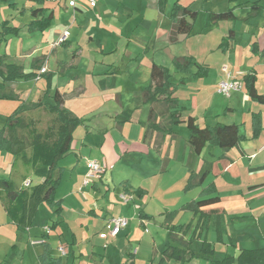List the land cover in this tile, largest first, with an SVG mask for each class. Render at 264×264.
Masks as SVG:
<instances>
[{"label": "crops", "instance_id": "1", "mask_svg": "<svg viewBox=\"0 0 264 264\" xmlns=\"http://www.w3.org/2000/svg\"><path fill=\"white\" fill-rule=\"evenodd\" d=\"M46 1L59 2L60 0ZM96 1L97 6L93 9H98L99 7V1ZM181 1L182 0H180L179 2L180 5H182ZM200 1V3H204L206 5L211 2V0ZM122 2L126 1H116L118 6H121L123 9H127L124 11V13L128 14L127 12L129 11V9L127 8V5H124ZM176 2L177 0H158V11L163 16V18L167 19L169 27H167V24L165 25V27L168 28V30L166 29V31H162L157 28L154 31V36H152L151 38L149 37V41L153 38L154 43H168L170 47L174 48L178 45H181L182 42L188 38L187 36L181 35L178 38L177 44L171 45L169 42L170 33L173 28L172 11ZM256 2H258L259 6L261 7V10H258L259 14L260 12L264 11V7L261 5L262 3L260 0H237L235 2L225 0L224 5L228 10L233 9L234 14H236V12L239 10L248 11L250 8L248 16L252 17L253 13L256 12L252 9L253 4ZM46 4L47 3H45L43 7H45ZM250 4H252V6ZM193 5L194 3L188 5V7L193 10ZM38 7V5H32L29 9L25 8V14L23 15V18L29 17V13L31 15V11L37 9ZM67 8L70 7L67 6ZM47 9H49L50 12L54 13L51 8L47 7ZM73 12L74 17L77 12H83L80 3L77 2V8L73 9ZM6 21H8L9 26H11V21ZM31 21L32 19H29L28 22L26 21V25H28ZM232 24L233 21L220 22L214 26L213 32L215 31V29H219L221 25L225 26ZM230 27L232 26H229L227 28ZM230 31L235 32V38L228 42L226 51H219H221V54H223L226 59L230 60V63L232 65H234L235 63H240L241 60H244V58H241L236 31L232 28L228 31V33ZM227 36L223 34L210 35V37L216 38V44L219 42L220 38L222 40ZM42 39H45V36L42 37ZM45 44H49L48 38L46 39ZM129 45L130 44H128L126 46L127 48L125 49V55L127 56ZM35 51H30V54L33 56ZM41 52L43 53L44 51ZM130 54L132 53H129V55ZM43 56L45 55L43 54ZM1 57L6 58V64H14L17 61V59H12V56L10 55H2ZM42 57L37 58L35 60V63L33 64L35 69L34 72L38 75L40 73H43L42 71H46L47 69V66L45 67V62L47 64L49 57L45 56L47 57V59ZM176 57L193 56H188L186 55V53L179 54L176 52H171L169 55V60L173 62ZM252 57L248 55L251 65H247V70H244L242 72L244 73L243 75L241 72L236 71L235 68L237 67H232L231 64H224V66H227L229 68V71L232 73L233 78L238 81H243L244 76L250 72L255 73L257 77L256 86L258 92L260 93L258 86V68L256 69V66L258 63L264 61V56L260 59L258 56L252 54ZM128 58L130 60L132 59V57ZM193 58L198 65L206 64V59H204V61L200 63L198 59H196L195 57ZM18 61L20 63L17 64L19 66L21 65L25 71V64L22 63L20 59ZM254 62H256V65H253ZM1 64L3 63L1 62ZM99 64L104 66L100 67L101 69L99 68V72L101 73L99 76L105 74L107 78L102 82L104 84H109L111 83L113 76H115L117 79L115 86L116 89L119 79L118 75L121 73L120 71H117L118 67L115 65L116 63L110 65L105 64L104 60H101ZM153 64L157 63L152 61L149 69V79L141 83L142 86L144 84L145 85L143 86V88H140L139 94L140 92L143 94V90L151 83L150 73ZM66 65L68 66V64ZM43 66L45 68H43ZM205 67L209 69V73L207 75L209 76L211 67L210 65H206ZM51 74L45 72V74L43 73V75L40 76V79L34 80L36 85L35 88L31 90V92L35 93L36 89L38 92H40V94L37 95L36 98H38V102L42 107L38 109H44L43 106H52L49 102H47L46 105L40 102L41 99L42 101L45 99L43 97V90L38 87L40 81L42 80V77ZM222 74L224 75L223 71ZM129 77L132 78V76ZM218 81L217 83L219 84V82H221L222 80H220L219 82ZM135 83L138 84L137 82ZM9 86L10 89H12L13 92L18 95L19 100H21L23 93H20L18 91L17 82H14ZM243 86L245 87L244 81ZM56 91H58L63 96V106L70 111H74L75 109L74 107H72L73 103L71 104L69 100H71L72 98H74V100L81 99V96L86 91V89H84L83 86L79 85L72 91H69V93L63 94L62 92H60L62 91V89L60 88H56ZM196 91L197 92L194 93L190 97V99H188V101H190L191 103V107H189V109L187 107L184 108L186 109V113L184 116L188 117L192 115L194 117V115L190 111L192 110V108H194V106L198 105L201 90L197 89ZM177 92L178 91L174 93V96L178 99L179 108L181 106V99L178 98L177 95L179 93ZM260 94H264V91H262ZM117 96L123 102L121 93H117ZM244 97L250 102L256 103L250 99L247 91ZM24 102L28 104L27 101ZM35 103L36 102H32V105ZM120 105H122V103ZM259 105L260 106H258L257 111H253V107L248 106L247 103V108L249 111L245 119L248 121L249 126L247 122L242 124L243 128L242 125L232 123L240 127V133L244 136V140L238 147L233 148L230 151H222L217 147L208 145L207 147H205V149H208V153L206 154V156L204 154V149L199 157L193 156L188 143V137L186 139L183 134L184 132L180 133L178 128L174 127L173 132L170 134H161L155 131H150L148 129V116L151 108L154 106L152 104H147V107L142 108V110H140L139 106H117V110L112 112H110L107 107L104 108L100 106L97 110H95V113L97 114L89 118L85 117L87 115H83L82 117H80L81 115L79 116L77 115V113L72 112L75 116L84 121L83 125L81 126L85 129V136H83V133H80L79 139H76L75 135L73 134L74 142L72 145V153L65 157L64 160L60 162V164L58 162L59 167L61 166L60 168L63 171L61 182L56 190L55 200L61 202L62 211L61 217L56 218L53 210L47 205L54 216V220L50 224H47V221L41 218L39 215L40 208L43 204L39 206L38 212L36 216L32 218V220H30L29 217L27 218V221H30L31 224L24 227L19 226L23 217L22 208L17 207L16 210H14V213H9V210L14 208V204L10 203L7 199V182H10L12 184L13 190L18 192L24 191L28 195H31L32 190L35 187L32 185V182L28 178H25L23 183H16L12 180V177L14 176V168L16 165L17 156H22V160L25 163V166H33L27 161L31 156L27 158V156L23 154L24 151H22L18 155H15L16 158L13 161L12 165L10 156H5L6 152L0 151V158L5 160V165H2V167H0V264H55L51 260H56L57 264H158L162 258V254L166 249L170 247L180 248V245L172 242L168 226H174L173 228L175 235H177L178 238L183 237L184 241H187L188 236H185L182 233L183 231L181 229L184 224L178 223V216H175L172 222L168 223L166 220V213L172 211H168L170 209L163 207L164 205H161V203L154 200V197L155 199L158 197L164 203H167L165 200L166 196L164 197V190L161 186L162 183H159L158 179H156V182L152 186V188H150L147 184L151 182L150 178L152 176L162 173L161 170L166 168V159L168 157V153H166V144L168 141L171 143L170 150L174 151L175 159L182 160V162L187 160L188 166H192L191 169H194V171L193 169L192 171L195 174L199 173V171L203 169L204 164L208 162H214V164L221 162L220 168L222 172L227 173V171H230L236 165L238 166V164L241 163V160L243 159H248V168L251 172L255 171V173H261V178H259V180L257 181L253 180L252 182L248 183L249 185L247 187L244 186L242 195L238 197V205L241 204V200H244L245 204L241 208L245 207L248 211H245L243 209L239 210V208V213L237 212L236 215L232 217L233 220L238 219V222H248L249 225L240 226L238 230H241V233H237L236 231H234V234L229 233V237L231 239L230 243L226 244L224 236L222 237V245L224 246L223 248L221 246V256H224L223 258L227 256L237 257V255H239L243 250H255L264 248V222L262 221V218H264V151H262L264 143L261 145V151L259 149L257 152L240 149V147L242 148L241 144L248 139H262L264 137V105ZM204 107V109H206L204 110L202 115L205 120L204 123H200L198 116L194 117L197 120L198 125H200L201 127H215L217 124H225L221 119V115H219L220 113H217V115L216 113L210 112L209 106ZM237 111L238 109L236 108L235 101L232 98L228 106H226V108L224 109L223 115L225 116V118H228V116L232 117L236 115ZM183 114L184 113H181V116L184 121L187 117L184 118ZM254 115L260 116V131L257 137H254L253 133ZM87 120H91L89 124H85V121L87 122ZM248 127L252 131L251 135H247ZM1 129L2 128H0V130ZM243 131H245L246 133L243 134ZM261 134H263L262 137ZM90 138L92 139L91 141H89ZM234 149H238V153L233 152ZM6 154L12 156V154ZM91 160L97 161L105 169V173L102 177L93 179L92 183L90 182L89 184H87V186H85L84 182L89 171L88 162ZM217 160L220 162H218ZM257 161L259 162V164H256ZM33 169L37 175V169H35L34 167ZM110 175L112 177V180L110 179ZM114 175L120 177L122 179V183L119 184V187L112 188L111 183H114L115 178H118ZM189 176L190 175H188L187 177V182ZM162 179L164 181V177ZM43 181L44 179L40 177V183H38V185L42 184ZM205 181L201 185L203 186L201 192L204 193V191L209 188L205 191V194L208 195L214 187L217 191V195L221 198L220 188L214 182L206 186ZM28 182L30 183L28 186H26V183ZM101 187H103L105 191L103 192L102 198H99V196H101L102 194ZM138 189H141L142 191L141 193L136 194L135 190ZM92 191L97 192L98 196L93 194ZM116 192H119L118 197L115 196ZM245 192L246 194L244 195ZM82 193H85V195L90 200L94 198L96 204H103L99 205V207H102L100 213L97 212V210L100 209L95 210L93 205L89 206L87 211L88 213H85L83 210L78 208V206L80 207L81 203L84 202V200L79 196V194L81 195ZM202 193L201 195L198 194V196L193 199L191 203L200 200V197H202L203 195ZM122 195L126 196V198H128V200L130 201L129 203L133 204V211L134 215L138 219V226L137 230H134L131 227L129 228V223L125 230H123L116 238L112 239L107 236L106 221L111 218L112 215L116 217H124V207L128 206H125L120 199V196ZM222 201L223 199L221 198V202L219 204L203 209V212L211 214V216L207 219L208 221H211L216 216L219 219L223 218L222 215L226 213V209L218 207L222 206ZM188 203L190 202H187L186 204ZM186 204H183L182 207ZM248 204L252 207H248ZM105 208L110 209L111 212H109L108 209ZM82 217H87L86 219H84L85 223L81 222ZM188 218L190 219L191 224L194 226L198 222L199 215L193 216L192 213L188 212L187 219ZM56 221H59V224L53 228L52 226H54V222ZM46 227H49L51 230L49 235H46L43 231V229H45ZM62 227L63 229L67 228V232H63L65 233V235L63 233L57 234L59 230H62ZM224 231L225 230H222V235L224 234ZM190 232H193V229H191ZM232 234L236 236L239 241L234 242ZM39 239L44 240V245L33 246L31 244V241ZM207 241L213 245L215 251V249H217L216 244L209 241V239ZM201 243V241L195 242L191 246V249L198 253ZM60 244L66 246L67 254L65 256H62L58 251V247L60 246ZM109 245L112 247L111 249H107ZM129 246L135 247L132 251H130ZM223 258H216L215 256L211 258L203 257L194 259L185 264H211L212 261H220ZM165 264L180 263L171 260L165 261Z\"/></svg>", "mask_w": 264, "mask_h": 264}, {"label": "rangeland", "instance_id": "2", "mask_svg": "<svg viewBox=\"0 0 264 264\" xmlns=\"http://www.w3.org/2000/svg\"><path fill=\"white\" fill-rule=\"evenodd\" d=\"M98 1V9H93L83 0H78L83 12H77L75 17L73 9L67 8L68 0H60L59 2L45 1V3H47L45 7L51 8L52 11H54V19L50 28L42 32L29 31V24L34 20L30 13L29 17L23 18V15L25 14L24 9H29L32 5L37 6L36 2L31 0H8L7 3L0 2V24L9 20L11 21V27L20 29L19 35L7 36L0 41V64L1 62L6 64V58L1 57L2 55H10L12 56V59H17L14 64L20 63L18 61L20 59V61L26 66L25 72L30 73L35 70L33 64L37 58H41L43 54L48 56L49 60L47 64L45 62V67L47 66V69L46 71H43V73L48 72L49 74H53H51L52 88H48V79L45 76L42 77L38 87L43 90V97L45 100L42 101L41 99L40 102L45 105L47 102L54 105L55 102L53 97L56 88L62 89L60 92L64 94L69 93V91H72L80 85L83 86L86 91L82 94L81 99L74 100V98H72L69 100L71 104L73 103L72 107L75 109L71 112H75L79 116L81 115L80 117L87 115L85 117L89 118L97 114L95 113V110L100 106L104 108L107 107L110 112L116 111L117 106H139L140 110L146 108L147 104L143 102L142 93L140 92L139 94V90L145 85L142 86L141 83L149 79L150 65L152 61H154L157 64L166 67L172 76V82L179 84L177 90V93L179 94L177 96L181 99V106L178 110L181 113H184V118L187 117L184 116L186 113V109L184 108L187 107L189 109V107H191V103L188 99L197 92V89H200L199 103L190 111L194 117H199L200 123L203 124L205 121L202 116L204 110H206L204 109V106H209L210 112L216 114L220 113L219 115H221V119L225 124L236 123L242 125L247 122L249 126L248 121L245 119L249 111L247 103L248 106L253 107V111H257V108L260 105L250 102L244 97L246 90L243 86V81H240L243 87L240 92H234L229 96H223L216 91L218 89L217 85H219L217 83L218 79L219 81L223 80V78L226 79L225 74H222L224 64L230 65L231 63L230 60L226 59L223 54H221V51H219L221 50L219 46L223 39L221 40L220 38L219 42L216 44V38L210 37V35L223 34L227 36L229 34L228 31L231 28L236 31L239 51L241 52V58H244V60H241L238 64H231V66L237 67L235 68L236 71L242 73L244 70H247V65H251L248 55L252 57V54H254L260 59L264 56V11L257 15L253 14L251 17L248 16L250 8L248 11L239 10L235 14L237 18L233 21L232 25H221L219 29H215L213 32L214 26L209 25V14L211 12L220 13L227 11L228 9L224 5L225 0H211L207 5L200 3V0H182L181 3L184 6L194 3L192 9L199 11V16L194 24L192 34L188 36L181 45L172 48L168 43H154L153 38L149 41V37L151 38L154 36V31L157 28L166 31L168 28H166L165 25L167 24V27H169L167 19L163 18L158 11V0H123L126 2L122 3L124 5L126 4L129 9L127 12L128 14L124 13L127 9H123L121 6L117 5V0ZM260 1L262 3L261 5L264 7V0ZM252 4L250 5L252 6ZM29 19H32V21L26 25V21L28 22ZM229 26L232 27L227 28ZM1 30L0 26V31ZM66 32H69V37L62 44L58 45L59 40ZM43 35L45 36V39H42V37H44ZM47 38L49 44H45ZM128 44L130 45L127 56L125 55V49ZM30 51H35L33 56L30 54ZM41 51L44 52L42 53ZM171 52L179 54L186 53V55L198 59L200 63L206 59L205 65H199H210L211 71L209 76L200 79H196L192 75L182 76V74L176 70L174 63L169 60ZM129 53L132 54L129 55ZM45 56L42 58L47 59ZM128 57H132V59L130 60ZM101 60H104L105 64L111 65L116 63L115 65L118 67L117 71L121 72L118 75L119 79L116 89L115 86L117 79L115 76L112 75L113 79L109 84H104L102 82L107 78L105 74L99 76L101 74L99 72L101 69L100 67H104L99 64ZM66 64H68V66ZM253 65H256V62H254ZM45 67L43 66V68ZM197 68L198 67L196 66L193 69V72H197ZM257 68L259 75L258 86L261 93L264 91V61L258 63L256 69ZM243 74L244 73H242V75ZM129 76H132V78ZM182 77L186 78V82L181 85L180 79ZM35 85L34 81L19 80L17 81V89L20 93H23L21 97L22 99L0 100V128L5 127L7 124V118L13 116L19 110L17 115L23 119V125L15 130V136L26 142L23 143L26 147L23 154H25L27 158L32 155V150L29 147V140L27 138L31 131L35 129L43 134L48 128L56 129L58 126L54 121L55 115H51L47 111L46 108L48 106H43L44 109H28L32 105V102H36L35 104L39 103V100L36 97L40 92H38L37 89L35 93L31 92V90L35 88ZM117 93H121L123 102L117 96ZM232 98L235 101L238 111L236 115L225 118L223 111ZM24 101H27L28 104ZM121 103L122 105H120ZM90 121H85V124H89ZM27 124H29L28 127L25 126ZM79 128L77 127L74 132L76 139H79L80 133H83V136H85L84 127L80 126ZM176 128H178L180 133L184 132L183 134L187 139L189 133L186 125L180 123ZM251 132V129L248 127L247 135H251ZM9 133H7L8 137ZM242 133L245 134L246 132L243 131ZM262 135L263 134H261V137ZM91 140L92 139L90 138L89 141ZM263 143L264 137L262 139H248L241 144L242 148L240 147V149L257 152L262 147L261 145ZM170 149L171 143L168 141L166 144V153H168L166 168L161 170L162 173L152 176L150 178L151 182L147 184L152 188L156 179H158L159 183H162L161 186L164 190V197L166 196L165 200L167 203H164L158 197L156 199L154 197V200L161 203V205H164L163 207L170 209L168 211H175V216H178L179 224L187 225L191 223L190 219H187L188 212L192 213L193 216L194 212L186 207L191 204V201L195 199L198 194L201 195L203 186L189 189L186 188L187 177L191 174L193 168L191 169V167L188 166L187 160L184 162H182V160H176L174 157V151H171ZM233 152L238 153V149H234ZM207 153L208 149L206 148L204 152L205 156ZM5 156H10L12 165L16 158L15 155L11 156L5 153ZM62 160H64V158ZM62 160L59 161V164ZM241 161L242 162L239 163L238 166L236 165L233 169L227 171V173L222 172L220 161H218L220 163L217 164L210 162L211 171L205 179L206 186L214 182L220 188L223 201L222 206L218 207L226 209V213L222 215V219H219L216 216L211 221L207 220V227L202 234L204 238L203 240L207 239L208 236L209 241L216 244L217 249H215L214 254L216 258L224 257L221 256V246L222 248L224 246L222 245V237L224 236L226 244L230 243L231 239L229 233L234 234V231L241 233V230H238V228H240V226L249 225L248 222H238V219L233 220L232 217L236 215L239 208V210L243 209L248 211L245 207L241 208L245 204L244 200H241V204L238 205V197L242 195L244 186L247 187L249 185L248 183L253 180L257 181L261 178V173H255V171L251 172L249 170L248 159H243ZM24 164L22 156H17L12 180L16 183H23L24 179L28 178L33 186H38V183H40V177L36 175L33 167L28 165L25 166ZM256 164H259V162L257 161ZM2 165H5V160L0 158V167H2ZM201 171L202 169L197 174L199 175ZM103 175L104 174H102V176ZM114 176L118 177L117 175ZM163 177L164 181L162 179ZM110 179L112 180L111 175ZM121 180L120 177L117 179L115 178V182L111 183V187H119V184L122 183ZM92 182L93 180L91 183ZM85 186H87V184H85ZM101 191L102 194L99 198H102L103 192L105 191L103 187H101ZM92 193L98 196L97 192L92 191ZM118 195L119 192H116L115 196L118 197ZM79 196L84 202H82L81 206H78V208L85 213H88L89 206L93 205L95 210L100 209L97 210L98 213L101 212L102 207L100 206V208L99 205L103 204H96L95 199L93 198L90 200L85 193H82L81 195L79 194ZM129 202V200L123 202L125 206H128L124 207V217L129 220V228L131 227L132 229L137 230L138 219L134 215L133 204ZM187 202L190 203L186 204ZM183 204L186 205L182 207ZM249 206L250 205L248 204V207ZM108 211L111 212L110 209H108ZM39 215L47 221V224L52 223L54 220L53 213L46 204L41 206ZM112 217L116 216L112 215ZM86 218L82 217L81 222L85 223L84 219ZM262 221L264 222V218H262ZM222 230H225L223 235ZM43 231L46 233V229H43ZM65 231L67 232V228L63 229L62 227V230H59L57 234H61ZM63 234L65 235V233ZM189 237L190 235L188 236V239ZM233 241L237 242L239 239L233 235ZM134 247L135 246H129L130 251H132ZM109 248L111 249L112 247L109 245L107 249Z\"/></svg>", "mask_w": 264, "mask_h": 264}, {"label": "trees", "instance_id": "3", "mask_svg": "<svg viewBox=\"0 0 264 264\" xmlns=\"http://www.w3.org/2000/svg\"><path fill=\"white\" fill-rule=\"evenodd\" d=\"M37 3V9L31 11L34 20L29 24V31H45L50 28L54 19V13L49 12V9L43 7L46 0H31ZM235 2L237 0H229ZM2 3H7L8 0H0ZM180 0L175 3L172 11L173 28L170 33L169 42L171 45L178 43V38L181 35L190 36L193 32L194 24L198 18V11L191 10L190 7L180 5ZM14 6V5H13ZM253 10L258 14L261 10L258 2L253 4ZM236 15L233 9L225 12L210 13L209 25L215 26L216 24L224 21H235ZM1 26V40L7 36L19 35L20 29L9 26L8 21L0 24ZM235 38V32L230 31L228 36L223 38L220 45L222 51H226L227 44ZM176 70L183 75H192L196 79L204 78L208 75L209 69L205 66H200L196 63L193 57H176L173 60ZM198 67L197 72H193L195 67ZM42 70V69H41ZM45 74V73H44ZM34 71L26 73L22 66L17 64H0V100H16L19 99L12 89L10 84L19 80L34 81L40 79V76ZM48 79V88L51 86L52 75H45ZM169 70L165 67L153 64L151 67V83L143 90V102L145 104L154 105L149 113L147 127L150 131H155L161 134H170L173 132L174 127L180 123H185L188 130V143L194 157H199L205 147L208 145L217 147L222 151H230L236 148L244 140V136L240 133V127L236 124H217L215 127H201L198 125L197 120L192 116H188L184 121L181 112L178 110V99L174 93L178 90L179 84L173 83ZM246 91L250 99L258 104L264 105V94H260L257 90V77L255 73L250 72L243 78ZM186 82V78L180 79L181 85ZM54 105L48 106L46 109L51 115H55V122L57 128H48L45 133H39L33 129L30 135L27 136L29 140V147L32 150V155L27 160L35 169L37 175L44 179L43 183L34 187L31 195L24 191H15L12 189V184L7 182V199L10 203L14 204V208L9 210V213H14L17 207L22 208L23 217L20 225L24 227L30 225L31 222L27 221L36 216L38 208L41 204L48 205L56 218L61 217V202L55 200L56 190L61 182L62 169L58 167V162L72 153V145L74 142L73 134L77 127L83 125L84 121L75 116L70 110L63 106V96L56 91L54 94ZM161 105V106H157ZM41 104H33L28 109L41 108ZM27 109V110H28ZM15 113L13 116L7 118V124L0 130V151L12 155H18L25 150L23 140L15 136V130L23 125L21 119ZM130 113V112H127ZM163 120V121H162ZM26 127L29 124L25 125ZM260 131V116H253V133L254 137L259 135ZM10 132V133H9ZM9 133V137L7 136ZM25 158V157H24ZM190 167H192L190 165ZM211 171V163H205L201 173L195 174L191 171L186 188H193L201 186ZM209 189V188H207ZM206 189V190H207ZM205 190V191H206ZM141 189L135 190V193H141ZM202 193L200 200L191 203L186 208L193 211L194 215H199L196 225L187 224L181 227L182 233L189 236L187 241L183 237L178 238L174 233V226H168L170 238L172 242L180 245V248L170 247L164 251L162 258L158 264H165V261L174 260L180 264H185L194 259L203 257H214L215 251L213 245L206 239L203 240V231L207 225L206 220L211 216L210 213L203 212L206 207L217 205L221 202V198L217 195L216 189L213 187L208 195ZM175 212H167L166 220L171 223L175 218ZM59 221L54 222L57 226ZM193 229V232H190ZM202 241L199 252L191 249V246L197 242ZM57 264L56 260H51ZM211 264H264V248L255 250H243L239 256H227L220 261H212Z\"/></svg>", "mask_w": 264, "mask_h": 264}, {"label": "built area", "instance_id": "4", "mask_svg": "<svg viewBox=\"0 0 264 264\" xmlns=\"http://www.w3.org/2000/svg\"><path fill=\"white\" fill-rule=\"evenodd\" d=\"M91 8H95L97 6V1L96 0H83ZM77 2L78 0H68V6L70 8H77ZM69 32H66L65 35L59 40L58 45L62 44L66 39L69 37ZM43 72V71H42ZM223 72L226 76V79L222 80L219 85H218V93L223 95V96H229L234 92H240L242 91V84L240 81L235 80L233 78L232 73L229 71V68L227 66L223 67ZM264 150V147L262 148ZM88 168L89 171L87 173V177L85 179V184H89L93 179L95 178H100L102 177V174L105 173V169L95 160H91L88 162ZM30 182L26 183V186L29 185ZM121 200L123 202L128 201V198L126 196L122 195ZM129 225V220L124 217H111L106 221V231H107V236L109 238H116L123 230L127 228ZM46 235L50 234V228L46 227ZM44 240L39 239V240H33L31 241V244L33 246H40L44 245ZM58 251L62 256H65L67 254V249L66 246L63 244H60L58 247Z\"/></svg>", "mask_w": 264, "mask_h": 264}]
</instances>
